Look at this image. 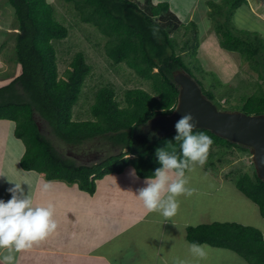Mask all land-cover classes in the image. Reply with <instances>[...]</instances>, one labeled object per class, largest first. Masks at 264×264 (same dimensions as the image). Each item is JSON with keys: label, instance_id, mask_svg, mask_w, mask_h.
<instances>
[{"label": "trees", "instance_id": "obj_1", "mask_svg": "<svg viewBox=\"0 0 264 264\" xmlns=\"http://www.w3.org/2000/svg\"><path fill=\"white\" fill-rule=\"evenodd\" d=\"M63 1L73 5L80 22L94 26L106 37L104 51L111 63L125 64L149 88L127 89L119 100L111 84L101 86L93 94L90 118L72 120V108L79 100L91 66L79 51L60 75L52 42L67 37L69 29L57 20L53 6L47 0H6L16 19L13 42L20 73L0 86V120L14 122V135L24 144L21 168L43 173L47 180L75 183L81 191L93 194L97 180L122 173L128 166L138 177H155V170L162 167L157 149L185 160L180 148L183 140L174 138L177 132L158 137L155 131L145 133L143 126L156 115L172 112L179 92L173 75L179 70L189 73L203 94L214 102V86L206 88L197 76V73H208L216 77L213 72H205L196 58L197 24L194 21L183 23L165 1ZM243 3L246 0L207 1L208 17L214 20L219 45L239 53L248 63L254 62L251 63L252 69L264 78V40L246 30L235 28L236 34L232 33L234 28L230 20L233 11ZM251 35L257 40L250 38ZM216 84L222 83L217 79ZM19 88L22 92H17ZM239 99L240 103L232 108H239L245 114H264L262 88ZM36 115L72 150L87 140L102 137L119 151L94 163L78 164L72 157H65L55 149L42 133ZM201 131L212 139L210 147L218 148L214 152L217 155L235 153V149L250 154L247 147L227 141L209 130L193 129L192 134ZM205 163L208 165V161ZM187 164L184 173L189 161ZM250 166L251 173L235 172L231 175L232 181L258 206L264 219V182L257 177L252 161ZM185 238L190 243L231 250L248 264H264V236L254 226L238 222L200 223L195 227L187 226Z\"/></svg>", "mask_w": 264, "mask_h": 264}, {"label": "rangeland", "instance_id": "obj_2", "mask_svg": "<svg viewBox=\"0 0 264 264\" xmlns=\"http://www.w3.org/2000/svg\"><path fill=\"white\" fill-rule=\"evenodd\" d=\"M161 1L167 2L177 17L181 18L193 0H155V2ZM47 2L53 6L57 20L69 29L67 37L52 42L57 52L59 74H64L73 55L79 51L84 54L86 62L91 66L79 100L72 108V120L83 121L90 118L89 107L93 102V94L101 86L111 84L119 100H122L124 91L127 89L149 88L125 64L111 63L104 51L106 37H103L94 26L80 22L72 4L63 0H47ZM206 10L207 19H204L208 21L209 27L203 28L205 25L203 22L199 25L201 27L198 31L199 43L196 58L205 72H213L216 77L214 78L208 73H206L207 75L197 73V76L206 88L210 85L214 86L213 90L216 97L213 103L218 109L239 111V108L232 107L240 103V96L250 95L260 88L264 90V78L259 77L258 71L252 69L251 63L254 64V62H246L237 52H230L232 53L231 56L235 57L232 60H236L237 68L225 72L227 69L222 68L224 63L218 62L221 59L215 55L214 47L210 45L207 47L208 50L204 51L201 45L203 41L209 38L214 41L219 40L213 27L214 20L208 17V6ZM238 15L237 9L234 10L230 20L234 34H236L235 28L243 30V24H240ZM222 19L224 18L222 17ZM15 23L13 8L7 4L6 0H0V46L2 45L0 48V86L7 84L20 73L14 52ZM207 34L209 38H207ZM250 38H253V35ZM219 47L229 52L220 45ZM216 78L222 83V86L216 84ZM17 92L22 91L19 88ZM36 119L43 134L52 142L55 149L65 157H72L78 164L94 163L119 151V148L112 147L111 142L102 137L87 140L77 147L74 146V150H72L73 148H68L67 144L54 136L38 115H36ZM14 125V122L0 120V199L9 200L12 193L8 189L19 183L21 187L16 190V194L20 198L29 197L31 190L37 189L38 195H43L41 197L44 200L42 205L48 203H52L54 206L67 204L81 210L73 223V231L79 234L78 239L75 240L76 243L78 246L90 248L93 247L92 243L96 247L99 245V250L94 248V253L91 256L99 254L108 259L94 260L90 256H79L78 258L73 257L70 262L74 260L73 263L76 264H136L130 260L139 251V255L136 256L141 254L146 261L153 264L152 260L155 262L156 259L154 254H151L147 243L148 240H153L156 237L155 240H159L160 246L164 250V256L168 257L170 261L179 260L178 256H180L185 264H246L233 251L207 244H201L207 246L205 257L194 256L186 247L188 243L184 237L186 227L214 221L238 222L257 227L264 236V219L260 216L258 206L241 193L232 181L235 172L246 171L251 173L252 157L247 152L235 149V153L223 154L221 152L220 155H217L214 152H217L218 148L210 147L208 154L214 153V155L207 156L208 165L189 161V167L183 178L188 181L186 187L192 189V193L177 198L180 202L177 212H184L185 216H188V218L183 217L187 219L188 224L182 226L176 224L173 227L171 225L172 221H175L173 217H164L167 220L165 223H145L137 220L140 214L148 211L138 197L139 190L147 186L146 180L148 178L138 177L130 166L126 167L120 174H109L97 180L96 190L98 192L93 197L80 191L72 184H66L65 187L56 186L55 181L46 180L45 176H39L38 172L24 171L20 166V159L25 148L23 142L13 135ZM210 160L214 164L213 168ZM168 174L173 179L176 178L175 171L170 170ZM45 183L50 185L47 190L43 187ZM166 196L167 193H165V198ZM187 206L189 209L192 207V211H189ZM92 213H95L96 217H93ZM192 213L193 215H191ZM103 214L109 215L107 220L102 217ZM150 216H155L157 219L163 217L162 213L158 211L152 212ZM100 222L103 223H101V227L104 229L107 238L132 225L131 228L139 231V237L142 239L120 240V236L124 239L128 237L129 233L124 231L118 236V239L108 240L102 245L103 240L95 238L94 235L91 237L87 228L95 227ZM57 230L59 227L47 237L46 243L57 246L58 244L66 245L69 243L70 247L75 245L74 240H66V242L60 238ZM170 234L171 238H169ZM161 236L164 241L161 240ZM88 238L92 239L89 240ZM189 244L187 245L189 246ZM24 255V252H19L16 257L17 259L20 257L19 259L22 260L19 264L23 262ZM64 258L70 259L66 256ZM155 263L158 264L157 261ZM14 264L16 263L14 262Z\"/></svg>", "mask_w": 264, "mask_h": 264}, {"label": "clouds", "instance_id": "obj_3", "mask_svg": "<svg viewBox=\"0 0 264 264\" xmlns=\"http://www.w3.org/2000/svg\"><path fill=\"white\" fill-rule=\"evenodd\" d=\"M174 107L171 110H175ZM194 117L191 113L185 114L175 124L177 141L183 140L180 145L185 160L179 159L174 153L169 154L163 149H157L161 168L155 170V177L146 180V187L139 190L138 197L149 212H161L163 217L171 218L176 215L181 195H191L192 189L186 187L188 181L184 179L183 169L192 161L203 165L206 162L212 139L204 132L192 134ZM170 170H176V178L169 176ZM16 183L8 191L12 193L9 200L0 199V249H7L3 256L5 264H14L15 253L29 250L34 244L45 240L54 233L58 227L54 219L55 207L52 203L47 205L34 204L31 197L20 198L16 190L20 189ZM44 189L50 185L45 183ZM165 193L167 196L165 198ZM193 227L196 225L193 224ZM206 245L192 243L189 251L200 258L205 257ZM178 264H185L179 261Z\"/></svg>", "mask_w": 264, "mask_h": 264}, {"label": "crops", "instance_id": "obj_4", "mask_svg": "<svg viewBox=\"0 0 264 264\" xmlns=\"http://www.w3.org/2000/svg\"><path fill=\"white\" fill-rule=\"evenodd\" d=\"M207 1H210V0H193L192 3L190 4V6L188 7L187 11L183 15V17L180 18L181 21L183 23H187L188 21H194L197 24L198 31H200L201 26L199 27V25H201L202 22L205 24L203 26V28H205L207 26L209 27V25H207L208 21L206 20L207 19V15H206ZM211 1L219 2L220 0H211ZM153 2H155V0H153ZM155 3H157V2H155ZM169 7H170V5H169ZM170 10L173 11V9H171V7H170ZM237 12L240 15V17L238 15V18H240V24H243L242 29L249 31L251 33H256L261 39L264 40V0H246V3L241 4L237 8ZM187 18H189L190 20L186 21L185 19H187ZM204 18H206V19H204ZM203 28H202V30L204 31ZM208 30H209V28H208ZM207 38H209L208 34H207ZM201 45L203 46L202 48L204 49V51L208 50L207 47L210 45L214 47V51H216L215 55H217L219 57V59H221L220 61L218 60V62L224 63L222 68L227 69L225 72H229L230 70H232V68L233 69L237 68L236 67L237 66L236 60H232L235 58L234 56H231L232 53H230V52H232V51L226 52V51L222 50L219 47V40L218 39H216V41H214V40H210V38H209L206 41H203L201 43ZM13 135H14V128H13ZM14 137H15V135H14ZM16 139H18V138H16ZM23 153H22V155H23ZM24 171H28V170H24ZM39 176H44V174L39 173ZM48 181H55L56 186L60 185L62 187H65L66 184H71V183H66L63 181L60 182L61 180H58V179L48 180ZM72 186H75L76 188H78V186L75 183H72ZM26 189H28V188L26 187ZM96 192H98V191L95 189V192L93 194H88L86 192H84V193H86L90 197H93V196H95ZM42 196L43 195H38L37 189H32L29 197L32 198L34 204L42 205V202L44 201L41 199ZM54 207H55L54 219L57 221V224L59 227V230H57L59 237L64 239L65 241L66 240H68V241L74 240L73 243H75V245L72 247L69 246V243H66V245H59L57 243L58 246L55 244L49 245L48 243H46V240H47V238H46L45 240L34 244L31 249L26 250V251H22V252H24L25 255L23 256V262L20 264H76V263H73L74 260L72 262H70V261L73 259V257L78 258L79 256H83V257L90 256V257H93L92 259H94V260L108 259V258L103 257L102 255H99V254L98 255L95 254L94 256H91L94 253L93 252L94 248H98V250H99V245H98V247H96V245H94L92 243L93 247L90 248V247H85V246H81V245L78 246V244L76 243L75 240L78 239L79 234H78V232L73 231V227H74L73 223L76 220V217L78 216V213H80L81 210H79L78 208L75 209L71 206H68L67 204H60L59 206H54ZM187 209H189L188 206H187ZM189 211H192V207H191V209H189ZM151 213H149V211H147L144 214H140L137 217V220H139L140 222H145V223H158V222L165 223L167 221L164 217H162L161 219H157L155 216H150ZM191 215H193V213ZM92 216L96 217V214L92 213ZM102 217H104L105 220H107L109 215L103 214ZM102 217H100L101 220H102ZM158 217H160V216H158ZM183 217H186L184 212H181V211L177 212V214L173 216L175 221H172L171 225L173 227L176 224H179L181 226L184 224L187 225L188 221H187V219H184ZM186 218H188V216ZM183 221H184V223H183ZM101 223L102 222H100V224H98V225H95V227H87V228H88V233H89V235H91V237H93V235H94L95 238H97L99 240L100 239L103 240L102 245H104V243L107 242L108 240L118 239V236L121 233H123L124 231L129 233L128 237H127V239H124L122 236H120L119 237L120 240H139V239H142L141 237H139V231H136V229L131 228L132 225L125 227L122 231L116 232V233H114V235L109 236L107 238V235H105L104 229L101 227ZM245 224H247V223L245 222ZM105 227L107 228V226H105ZM59 237H57V238H59ZM184 237H185V234H184ZM169 238H171V234L169 235ZM88 239L91 240L92 238H88ZM155 239H156V237L153 240H148V243H147L148 248L151 250V254H154V256H155V259H156L155 262L157 261L158 264H178L179 261H183L182 259H180V256H178L179 260L170 261L168 259V257L164 256V250L160 246L159 240L158 239L155 240ZM161 240H163L162 236H161ZM178 240H181V239H178ZM188 243H190V242L188 241ZM187 244H186V247L189 249V246ZM190 244H192V243H190ZM218 248H220V247H218ZM6 251H7V249H0V264H5V262L3 261V256L6 254ZM138 253H139V251L136 253V255H139ZM18 254H16V253L14 254L15 255V261L14 262L16 264H19V262L22 261L19 259L20 257L18 259L16 258L18 256ZM136 255H134L135 257H132V259L130 261L135 262L136 264H152L149 261H146L144 259V256H142L141 254H140V256H136ZM65 256L70 258V259L66 260L64 258ZM152 262H153V264H156L153 260H152ZM244 263H246V262L244 261ZM116 264H119V263H116ZM246 264H248V263H246Z\"/></svg>", "mask_w": 264, "mask_h": 264}, {"label": "water", "instance_id": "obj_5", "mask_svg": "<svg viewBox=\"0 0 264 264\" xmlns=\"http://www.w3.org/2000/svg\"><path fill=\"white\" fill-rule=\"evenodd\" d=\"M179 88L175 110L150 118L143 126L145 133L155 131L158 137L177 132L175 124L185 114L194 117L193 129L203 128L230 142L247 147L257 177L264 182V114H245L220 110L202 92L197 81L184 70L173 75ZM192 129V130H193Z\"/></svg>", "mask_w": 264, "mask_h": 264}]
</instances>
